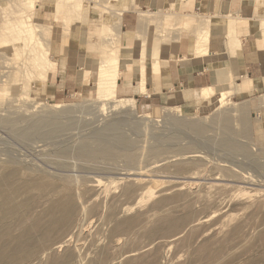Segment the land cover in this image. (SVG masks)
Listing matches in <instances>:
<instances>
[{
	"label": "rangeland",
	"instance_id": "obj_1",
	"mask_svg": "<svg viewBox=\"0 0 264 264\" xmlns=\"http://www.w3.org/2000/svg\"><path fill=\"white\" fill-rule=\"evenodd\" d=\"M129 1L0 0V118L24 115L28 118L44 114V109L57 112L71 108L76 111L74 120L78 121L77 125L61 134L62 137L59 135L60 138L40 143L32 141L37 144L20 136L19 139L10 127L0 122V166L9 158L16 159L13 161L20 168L19 178L26 180L30 176L49 174L55 180L52 192L46 191L48 188L44 193V188L32 190L34 210L25 218L24 224L32 227L36 223L34 217L46 210L56 213L54 202L67 200L69 195L77 207L72 226L52 242L54 245L73 235L67 246H51L25 264H44L49 254L54 255L51 263L59 262L66 252L73 255L69 264H89L98 257L101 248L105 249L107 257L103 264L119 260L123 264L128 260L130 264H264V184L261 183L264 181V169L255 164H264V86L247 94L236 93L231 99L228 97L223 109L218 108L217 100H206L202 104L196 99L181 97L170 104L144 111L138 107V102L130 99L136 105L135 110L120 106L106 115L99 114L97 106L103 100L96 90L71 93L62 98L54 93L50 84L56 74L45 78L50 63L57 62L59 66L67 56H74L94 74L98 66L100 72L102 63L108 59L117 58L119 65L123 56L120 21L129 11L140 14L142 28L144 23L147 25L137 39L143 42L142 49L152 52L149 55L153 59L159 60L161 44L167 47L176 45L182 36L188 34L196 35V53L199 33L208 34L203 45L209 51L211 24L215 22L226 26L229 32L227 47L233 53L237 48H262L261 32L249 33V21L233 16V13L213 11L208 14L199 8L189 11L184 8L188 0H133L128 10L122 11ZM263 23L264 20L261 22L264 28ZM142 64L137 61L136 66ZM121 67L127 68L126 65ZM96 81L94 75L92 83ZM243 81L234 80L238 84ZM119 98L129 99L115 93L107 102L113 104ZM55 104H60V107L54 108ZM176 106L182 107L185 113L179 116ZM239 107L246 110L243 115L247 124L246 134L241 133L242 122L236 111ZM224 109L230 119V134L220 123L212 124ZM127 110L129 116L124 114ZM124 119H127L126 124ZM176 119L202 122L206 126L205 132L197 136L174 126ZM115 122L123 123L125 134L139 140L140 149L155 147L159 135L164 139L173 133L181 135L176 142L177 147L191 145L193 149L185 151L183 156L186 158L180 161L172 157V152L164 153L159 162L140 154L138 164L133 167H129L122 158L97 162L58 153L62 142H65V147L73 146L81 138L102 131L107 123ZM129 122L142 123L139 126L145 125L148 133L136 132ZM225 135L235 144L245 147L248 158L232 150L220 149L218 144ZM146 143L152 145L144 147ZM39 144L43 147L40 148ZM193 154H202L200 165L185 171L184 164H177L190 160ZM140 167L141 170L138 169ZM126 169L138 171L139 177L130 176L114 184L113 180L126 175ZM241 169L259 181L244 178ZM99 179L101 183L97 181ZM140 179L144 181L142 184L138 182ZM131 183L141 188L133 195L123 193V187ZM151 188H154L152 198L147 192ZM178 193L181 195L173 197ZM144 195V200L132 212L125 211ZM24 198L26 195L23 193L17 201ZM1 209L0 214L4 211ZM20 217L16 214L14 219L8 220L16 225ZM126 217H134L132 225L112 233L115 222ZM160 217L173 221L174 226L166 233L152 235L149 230ZM185 219L188 223L179 228ZM15 230L12 234L17 236L21 228ZM134 250L139 255L129 257Z\"/></svg>",
	"mask_w": 264,
	"mask_h": 264
},
{
	"label": "bare ground",
	"instance_id": "obj_2",
	"mask_svg": "<svg viewBox=\"0 0 264 264\" xmlns=\"http://www.w3.org/2000/svg\"><path fill=\"white\" fill-rule=\"evenodd\" d=\"M207 37H208V34H203V33H199V35L197 37L198 38V41H197V43H198V45H197V56L198 57L207 56L209 53L208 48L205 45H203L205 43V41L207 40ZM117 65H118L117 58L108 59L107 61L103 62L101 65L98 94H99L100 99L103 100V102L100 100L102 103H100V105L97 106V107H99V111H100L99 114L108 115L109 113H111L115 110H118V108H120V106H124V108L129 107L130 111L135 110V105H134V103H132L131 100H118L117 102H115L113 104H109L107 102L108 100L112 99L115 95L116 80L118 77ZM55 67H56V63H50V65L48 67V71L45 74V78H46V76L49 77L50 75L55 74ZM159 69L160 68L156 66V71H159ZM142 78L145 80L144 70L142 71ZM142 90L145 91L144 85H142ZM201 96L207 100H211V99L217 100L218 105H219L218 108L223 109V108H225V106L227 104V99H228L229 94L227 91V93L222 92L221 94L218 95V94H216V92L213 88H206V89L202 90ZM33 107H35V106H33ZM59 107H60V104L59 105L55 104V106H54V108H59ZM43 111H44V114H42V115L39 114L38 116H32V117L30 116L28 118H24L26 115H24V117H22V116L18 117L17 116L18 118H13L10 116L9 117H1L0 122L2 124H4L5 126L10 127L15 132V134L18 135V137L20 136V137H22L28 141L31 140L30 141L31 143H34L32 141H36V142L39 141L38 143H40L43 140L46 142L47 139L50 140L51 138H55V137L60 138V137H58L59 135L61 136V134H63V133L65 134V131L67 132V130H69V128L78 124L77 119L74 120L75 119L74 113H76V111L72 110L71 108L69 110L68 109H65V110L61 109L60 111H57L58 113L49 111L48 109H44ZM89 111H91V109H89ZM177 111L179 112V116L182 115L183 113H185V111L183 110L182 107L178 108ZM236 111L239 114V117L241 118V122H242L241 133L246 134L247 133V124H246L245 118H243V115L245 114L246 110L244 107H239ZM124 114H125V116L130 115L128 110L125 111ZM146 117H150V115L148 114V115H146ZM125 118H127V117H125ZM125 120L127 121V119H124L123 123L126 122ZM123 123L122 124H121V122L119 124L117 122H115L113 124L107 123L106 127L102 131L100 130L101 132L99 130H98L99 132L95 131L96 133L94 132L93 134L91 133L92 135H90L89 137L87 136V137L81 138L79 140V142L73 146L68 145L69 147H65V145L63 144L65 142H62L61 143L62 147H60L61 149L58 150V153L62 154V155H69V156H75V157H80V158L85 157L91 161H97V162L102 161V160L111 161V160H116V159L122 158V159L127 161V163L129 164L128 165L129 167H133L136 164H138L137 160L140 157V154L146 155L147 158L149 157L151 159L152 158L158 159V161H156V162H159L160 157L164 153L172 152L173 153L172 157H174L175 160L180 161V160H182V158L183 159L186 158L183 156L185 151L193 149V147L191 145L186 146L185 148H180V146L177 147L176 142L180 138L181 135H174L175 133H173V136L169 135L168 137H165L164 139H161L160 135H159L158 140L159 139L160 140H159V142L157 140V145L155 147H153V146L148 147V149H145V150L140 149V147H138L139 146L138 145L139 140L138 139H131L123 131V129H122ZM173 123H174V126L176 125L179 128H183L185 130H188L197 136H202L205 132V129H206V126L202 122L187 121L184 119H176L173 121ZM218 123H220V125H222L221 126L222 128L229 130V134L231 133L230 119H229V115H228L227 111H225V109L222 112H220V114H218V116L216 117V119L214 120V122L212 124H218ZM131 124L132 123L129 122V125H131ZM139 124H142V123H139ZM139 124L136 123V124H132L131 126L134 127V128L133 127L132 128L135 129L136 132L137 131H138V133L139 132L140 133L145 132L147 134L149 130L146 129V131H145L146 126L145 125L139 126ZM11 129H10V131H11ZM14 132H13V134H14ZM140 135H143V134H140ZM150 135H152V134H150ZM20 137H19V139H20ZM155 143L156 142H153V145H155ZM147 144H148V146L152 145L151 143H146V144H144V145L142 144V145L145 147V145H147ZM63 145H64V148H63ZM39 146L41 148L42 145L39 144ZM218 147L222 150L235 151L236 154H240V155H243L246 158H248L247 157L248 154H247L245 147L235 144L226 135L221 138V140L218 144ZM201 155L200 154H193L190 156L191 157L190 160H188L186 162H177V164L178 165L184 164V166H183L184 170L189 171L194 166L200 165V163H202V160L200 159L202 157ZM167 158H169V157H167ZM13 160H16V159H13ZM13 160H10V158H9V161H7V162L5 161V163L2 162L3 164L0 166V169L2 168V171H0V206H1L0 209L1 208L4 209V211L0 214V217H1L0 223L2 224L0 226V264H6V263L25 264V263H29L32 261V259H34L35 256L38 255V253H40L41 251L47 250L51 246L58 245L57 247H59V248H61V247L64 248L65 246H67L68 242L73 238V235H70L67 239H65L63 241H58L54 245H52V242L58 240V236L60 237V235H63L66 231L69 230V228L72 226V224L74 222L76 212H77V207L72 203L73 202L72 196L69 195L67 200L54 202L53 208L56 209V213L52 212L51 210H49V211L46 210L43 212L42 215H40L38 217H34L36 223H34V225L32 224L33 225L32 227H28V225H27L28 223L24 224L25 218H27L28 214L34 210V207L32 205L33 204L32 199H34L33 198L34 196H32V190L37 189V188L38 189L44 188V190H42L44 193L45 188H48L46 191L52 192L53 189H55L54 188L55 187V182H54L55 180L53 181V179H52L53 177L48 176L49 172L47 173L48 174L47 176L46 175H40V176L37 175V177L30 176V178L23 180V178H19L20 168L18 167L17 162H15ZM145 161H146V159H145ZM113 162H115V161H113ZM206 163H207V161H206ZM255 164L257 167H261L262 169H264V164H258V162ZM26 167H27V165H26ZM30 167L31 166H29L28 169H30ZM138 169L141 170L142 168L140 167ZM239 170H240V168H239ZM38 171H41V170H38ZM126 171L127 172H126L125 176H122L119 179H115L112 182L114 184H118L120 181L122 182V180L127 179L130 176H134L136 178L139 177L138 171L130 172V169H126ZM241 171L244 175V178H246L248 180H253V181L258 180V179L254 180L255 176L252 177L249 173H245L246 171L244 172L243 169H241ZM246 174H248V175H246ZM57 177H55V178H57ZM192 177H193V175H192ZM255 179H256V177H255ZM97 181L99 183H101L100 179ZM138 182H140V184H142L144 181L142 179H140V181L138 180ZM261 183L264 184V181L261 180ZM49 187H52V188L50 189ZM263 187H264V185H263ZM140 188H141L140 186H137L134 183L127 184L123 187V193L128 194V195H133ZM147 192H148V196L152 198V196L154 195V188H151ZM23 193L26 195V198H24L20 201L19 200L17 201V197H19ZM180 195L181 194L178 193V194L173 195V197L180 196ZM145 196L146 195L141 197V199H139L138 202H136L135 204L128 206L125 209V211H127L128 213L132 212L136 208L137 204L141 203L142 200H144ZM162 201H163V199L159 200L157 202V204L161 203ZM16 214L21 216L19 221L15 222L16 225L12 224V223L10 224L8 219H10V221H11L12 219L15 218ZM133 221H134V217H130V218L126 217L124 219L116 221L113 228H112V233H116V232H118V230H124V229L128 228L130 225H132ZM187 223L188 222L185 219L178 226H179V228H181L183 225H185ZM172 225H173V221H171L165 217H160L156 222H154V224H153L152 228L149 230V232L152 235H156L158 233L162 234L163 231H165V233H166L172 227ZM20 228H21V230H20L19 234L17 236H14L12 234L14 232V230L20 229ZM10 235H11V237L8 239V237ZM104 250H105L104 248H101L99 251L98 257L96 259L90 261L89 264H103L104 262H106L107 257L105 255ZM137 255H139V254L136 252V250H134L131 252L129 257L130 256H137ZM53 256H54L53 254H49L47 259H46V262L44 264H69L73 259V255L70 254L69 252H66L59 262L51 263V259L53 258ZM152 261H153V259H152ZM120 263H121V261L119 260L117 262H114L113 264H120ZM130 263H131L130 260L124 262V264H130ZM121 264H123V263H121Z\"/></svg>",
	"mask_w": 264,
	"mask_h": 264
},
{
	"label": "crops",
	"instance_id": "obj_3",
	"mask_svg": "<svg viewBox=\"0 0 264 264\" xmlns=\"http://www.w3.org/2000/svg\"><path fill=\"white\" fill-rule=\"evenodd\" d=\"M132 1L130 0L127 8H123L122 11L128 10ZM263 1H186L184 8L189 11L199 8L208 14L218 11L233 13V16L249 21V33L260 31L262 34L260 41L262 48L257 47L255 50L237 48L233 53L227 47L229 32L226 26L215 22V24H211L209 53L204 57L197 56L196 35L188 34L182 36L176 45L167 47L165 44H161L159 60L158 58L153 59L152 55H149L152 52H147L146 48L142 49L143 42L137 39V35L141 34L147 25L144 23L145 26L142 28L139 22L140 14L138 15L137 12L124 13L120 21L122 31L120 46L123 56L118 65L115 93L129 97V99L119 98V100L134 99L138 102V107L148 111L170 104L181 97L193 98L204 104L207 99L201 96V92L206 88H213L218 95L228 91L230 99L236 93L247 94L260 89L264 86V28L261 27V22L264 20ZM236 37L239 39L237 35ZM150 48L147 47V49ZM138 54L139 59L137 58ZM137 61L145 63V65L137 67ZM148 62L150 63L148 64ZM121 65H126L127 68H122ZM156 66L160 68L159 71H156ZM99 67L94 74L76 61L74 56L62 59L59 66L56 62V75L50 83L54 93L62 98L71 93L82 94L87 90H96L98 94ZM138 70L139 72H137ZM143 70L145 80L142 78ZM94 75H96L97 81L92 83ZM238 79L244 81L241 84L235 83L234 80ZM142 85L146 92L142 90ZM225 85L228 87H223ZM175 108L181 107L176 106Z\"/></svg>",
	"mask_w": 264,
	"mask_h": 264
}]
</instances>
